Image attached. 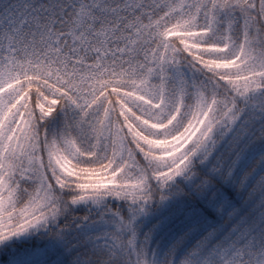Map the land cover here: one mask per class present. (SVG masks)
Segmentation results:
<instances>
[{"label": "snow or ice", "instance_id": "1", "mask_svg": "<svg viewBox=\"0 0 264 264\" xmlns=\"http://www.w3.org/2000/svg\"><path fill=\"white\" fill-rule=\"evenodd\" d=\"M0 264H264V0H0Z\"/></svg>", "mask_w": 264, "mask_h": 264}]
</instances>
